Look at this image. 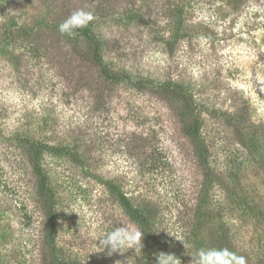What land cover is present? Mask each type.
<instances>
[{"label": "rangeland", "instance_id": "rangeland-1", "mask_svg": "<svg viewBox=\"0 0 264 264\" xmlns=\"http://www.w3.org/2000/svg\"><path fill=\"white\" fill-rule=\"evenodd\" d=\"M77 9L96 19L60 34ZM95 54L119 82L103 78ZM139 79L177 85L187 100L131 90ZM101 88L106 107L90 97ZM185 108L202 120L213 171L199 210L200 175L175 116ZM23 139L55 147L40 157L54 246L39 241L45 220ZM150 145L164 167L140 165ZM107 181L150 212L145 252L98 246L116 227L138 228ZM219 220L264 257V0H0V264H192L202 244L193 233Z\"/></svg>", "mask_w": 264, "mask_h": 264}, {"label": "trees", "instance_id": "trees-1", "mask_svg": "<svg viewBox=\"0 0 264 264\" xmlns=\"http://www.w3.org/2000/svg\"><path fill=\"white\" fill-rule=\"evenodd\" d=\"M94 58V59H93ZM93 62L100 67V73L102 74L105 80H110L111 82H119V77L111 72V70L103 64L102 59L100 58L99 54L94 55ZM130 89L134 88L133 90L139 91L145 95H153L156 98L164 101L165 103L169 104L175 98H180L183 102L187 100L183 94H180V87L179 86H171L166 84H155L152 80L148 79H139L135 82L130 83ZM79 91H83L82 84L78 83ZM133 86V87H132ZM85 88V87H84ZM102 89V88H101ZM180 94L182 97H177ZM91 100L96 104H99L103 107H106L112 96L106 90H101L100 93L91 94ZM91 101V102H92ZM189 101V99H188ZM186 108L188 106H185ZM182 109L176 113V117L178 118L184 136L187 137L191 145V153L194 156V166L198 174L200 175V184L197 187V193L193 202V207L196 206L197 210L202 207L205 201L209 200V187L212 181L213 171L210 167L209 163V148L208 145L202 136V120L199 117H192L190 115V111L187 109ZM150 130V128H148ZM148 130V131H149ZM148 133V132H147ZM137 136V135H136ZM135 133L132 132L131 139H136ZM153 136H156L155 134ZM134 139V140H135ZM141 139V147L146 146L148 143V138ZM25 145L29 146V148L33 151L32 157L29 159L31 169L36 177V203L35 207L39 211L40 215L45 220L44 231L42 235L39 237V241L43 243V247L45 246H54V237L53 231L55 228V210L51 204H49L47 199V191H48V184L47 178L40 163V157L43 151L46 150H53L55 147L49 146L44 144L40 141H36L33 139H23ZM154 143L153 141H150ZM134 143V141H133ZM132 143L133 150L137 149L138 147L135 143ZM149 151L146 153V157L144 161L140 163L142 167L149 168L155 170L158 167H164L167 163L164 161L163 151H159L156 146H149ZM56 151H58L56 149ZM107 188L108 191L115 195L119 201V204L125 210L127 216L130 217L136 224L138 229L142 232L141 236V247H135L134 252L136 253H143L148 248H151L148 244L149 241L153 239L152 232H154L153 225L150 221V212L139 209L134 207L129 199L122 193V191L112 182L107 181ZM199 229V227H197ZM113 230V229H112ZM240 227L235 224H228L227 222L219 220L218 222H211L206 227H203L202 230H199L198 233H193L194 236H199L202 238V244L199 246L201 249H221L227 248L230 251L236 253L237 255H243L246 258L247 264H264V257L258 256L256 246H252L249 243H242L240 244L238 240V236L240 235ZM247 246V247H245ZM261 257V258H260ZM57 262H52L51 264H82L80 262H66L63 258L57 257ZM141 264H147V262L143 261Z\"/></svg>", "mask_w": 264, "mask_h": 264}, {"label": "clouds", "instance_id": "clouds-1", "mask_svg": "<svg viewBox=\"0 0 264 264\" xmlns=\"http://www.w3.org/2000/svg\"><path fill=\"white\" fill-rule=\"evenodd\" d=\"M96 19L92 11L84 9L74 10L58 25V32L69 38H74L77 30L89 26ZM142 232L133 227L121 225L103 236L98 237V246L108 253L120 252L124 248L141 247ZM167 264H180L178 259L168 261ZM192 264H247L243 255H237L227 248L199 249L192 257Z\"/></svg>", "mask_w": 264, "mask_h": 264}]
</instances>
